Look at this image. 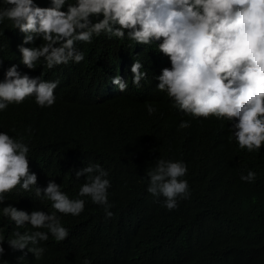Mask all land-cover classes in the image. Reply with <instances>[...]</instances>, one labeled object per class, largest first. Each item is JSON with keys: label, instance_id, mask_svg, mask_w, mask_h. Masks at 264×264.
Masks as SVG:
<instances>
[{"label": "clouds", "instance_id": "clouds-1", "mask_svg": "<svg viewBox=\"0 0 264 264\" xmlns=\"http://www.w3.org/2000/svg\"><path fill=\"white\" fill-rule=\"evenodd\" d=\"M5 20L24 39L16 56L0 63V112L26 99L51 108L55 93L66 91L102 104L157 89L167 95H158L164 109H177L195 120L193 130L206 133L215 129L213 123L226 120L231 123L230 143L235 139L249 153L264 147V0H50L49 7H40L36 0H0V25ZM102 36L127 40L128 48L140 45L131 72L112 77L103 57L83 62L85 55L77 45ZM37 39L42 40L39 47L24 46ZM151 73L161 74L154 78ZM145 107L149 115L156 112L151 103ZM190 126V121H182L179 128ZM29 151L23 136L0 131V206L10 195H19L51 201L54 209L29 214L11 205L0 207L16 228L34 229L15 231L8 245L14 251L27 249L39 260L46 249L38 245L49 235L57 242L69 237L56 213L75 216L77 222L85 200L70 199L54 180L46 188L37 186ZM187 172L183 162L160 158L147 171L148 193L163 197V207L175 210L178 200L191 195L188 181L182 179ZM75 175L76 180L86 176L78 196L103 206L106 218H112L109 173L96 163ZM240 179L254 182L256 173L249 170ZM5 240L0 235V259Z\"/></svg>", "mask_w": 264, "mask_h": 264}, {"label": "trees", "instance_id": "trees-1", "mask_svg": "<svg viewBox=\"0 0 264 264\" xmlns=\"http://www.w3.org/2000/svg\"><path fill=\"white\" fill-rule=\"evenodd\" d=\"M36 2L50 6V0ZM23 39L10 21L0 25L1 64L16 56ZM41 43L37 39L24 46ZM128 43L102 36L77 47L85 55L83 62L105 58L115 77L131 72L139 59L140 45L128 48ZM151 74L155 78L161 73ZM159 94L166 95L156 89L96 104L66 91L55 93L51 108L26 99L0 112V131L25 138L37 186L46 188L54 180L70 199L85 200L77 222L75 216L56 213L69 237L57 242L49 235L38 245L46 249L39 260L27 249L14 251L8 245L15 231L34 229L16 228L0 210V235L6 239L0 264H82L84 259L90 264H264V147L249 153L235 139L230 143L231 123L226 120L213 123L215 129L206 133L193 130L195 120L177 109H164ZM146 103L156 108L154 114H148ZM182 121L191 126L180 129ZM160 158L181 161L188 168L182 179L188 181L191 195L178 200L172 211L163 207V197L147 191V171ZM96 163L109 173L110 219L103 206L78 196L86 176L76 180V171ZM249 170L256 173L251 183L240 179ZM9 205L29 214L54 211L51 201L35 196L26 200L10 195L0 207Z\"/></svg>", "mask_w": 264, "mask_h": 264}]
</instances>
